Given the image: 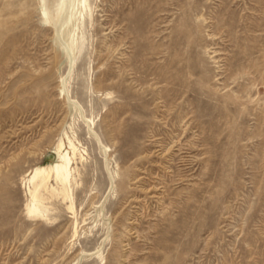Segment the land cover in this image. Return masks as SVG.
<instances>
[{
  "label": "rangeland",
  "instance_id": "1",
  "mask_svg": "<svg viewBox=\"0 0 264 264\" xmlns=\"http://www.w3.org/2000/svg\"><path fill=\"white\" fill-rule=\"evenodd\" d=\"M0 264H264V0H0Z\"/></svg>",
  "mask_w": 264,
  "mask_h": 264
},
{
  "label": "bare ground",
  "instance_id": "2",
  "mask_svg": "<svg viewBox=\"0 0 264 264\" xmlns=\"http://www.w3.org/2000/svg\"><path fill=\"white\" fill-rule=\"evenodd\" d=\"M73 15V9L69 12V17H67L65 25L66 28L62 30L63 37L68 40L70 37V34L72 32L71 22H72V16ZM71 17V19H69ZM61 141V140H59ZM53 153L55 154V161L51 163L43 164L39 167H36L34 169L33 175L31 177L32 180V190H31V197H36V190L39 187L43 186L45 187L47 184V181L52 177L54 178L61 186L63 193L66 192V183L69 180V170H68V164H69V157L67 156V153L63 152V144L62 142H58L56 146L53 148ZM31 184V182H30ZM46 190V189H45ZM66 194V193H65ZM51 195V193H50ZM64 195V194H63ZM40 196V195H39ZM65 196V195H64ZM37 198V197H36ZM30 212L33 211V209H29Z\"/></svg>",
  "mask_w": 264,
  "mask_h": 264
}]
</instances>
